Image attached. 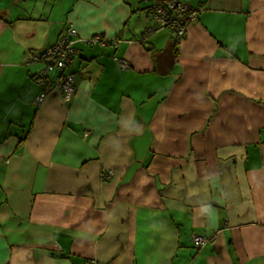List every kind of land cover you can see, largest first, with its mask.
Masks as SVG:
<instances>
[{
    "label": "crops",
    "instance_id": "0c3cea01",
    "mask_svg": "<svg viewBox=\"0 0 264 264\" xmlns=\"http://www.w3.org/2000/svg\"><path fill=\"white\" fill-rule=\"evenodd\" d=\"M179 1L175 44L147 0H0V264H264V0ZM69 27L66 99L31 55Z\"/></svg>",
    "mask_w": 264,
    "mask_h": 264
},
{
    "label": "built area",
    "instance_id": "2783aa9c",
    "mask_svg": "<svg viewBox=\"0 0 264 264\" xmlns=\"http://www.w3.org/2000/svg\"><path fill=\"white\" fill-rule=\"evenodd\" d=\"M148 16L150 25L146 28L145 34L153 33L155 30L167 28L174 37L175 44H178L186 34L189 24L194 21L197 12L191 9L185 2L179 0H147ZM77 36L75 29L69 27L65 33L42 53H33L31 61L43 62L45 68L39 72V82L46 85L43 81L53 70L61 71L59 77L54 82V88H60L66 99L70 98L74 92L73 79L69 75L62 74L64 68L76 55L73 47L74 40ZM86 43L93 45H106V39L101 34L92 35L86 40ZM113 47L116 48V41H112ZM120 66L125 67V62L118 60ZM48 85V84H47ZM44 95L41 94L36 98V104L42 102ZM108 175V174H107ZM192 242L195 247L203 246L205 240L197 235H193Z\"/></svg>",
    "mask_w": 264,
    "mask_h": 264
},
{
    "label": "water",
    "instance_id": "95a60500",
    "mask_svg": "<svg viewBox=\"0 0 264 264\" xmlns=\"http://www.w3.org/2000/svg\"><path fill=\"white\" fill-rule=\"evenodd\" d=\"M156 62L160 73H166L171 70L174 63V54L171 43H169L167 47L157 56Z\"/></svg>",
    "mask_w": 264,
    "mask_h": 264
},
{
    "label": "rangeland",
    "instance_id": "374dc122",
    "mask_svg": "<svg viewBox=\"0 0 264 264\" xmlns=\"http://www.w3.org/2000/svg\"><path fill=\"white\" fill-rule=\"evenodd\" d=\"M166 32L170 34V32H168V31H166ZM170 35L172 36V34H170Z\"/></svg>",
    "mask_w": 264,
    "mask_h": 264
}]
</instances>
